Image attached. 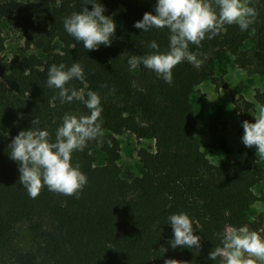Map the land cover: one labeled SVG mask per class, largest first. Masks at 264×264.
I'll return each mask as SVG.
<instances>
[{"label":"trees","instance_id":"obj_1","mask_svg":"<svg viewBox=\"0 0 264 264\" xmlns=\"http://www.w3.org/2000/svg\"><path fill=\"white\" fill-rule=\"evenodd\" d=\"M89 2L102 4L104 15L116 23L111 45L91 51L64 28L73 12L86 6L92 10ZM156 4L157 0H0V23L20 14L18 26L25 38L23 53L10 61L6 82L0 80V264H164L169 258L221 264L220 257L214 261L209 254L223 247L222 236L230 227H247L264 237L263 219L248 214L259 199L254 186L264 180L258 154L249 149L242 158L213 163L193 135L197 115L190 102L204 76L218 83L216 63L226 52L239 67L264 75V0H250L258 14L248 29L225 25L215 37L206 35L200 45L190 44L200 65L177 64L171 84L143 64L132 70L128 63L132 55L153 51L152 41L161 51L168 49L167 28L145 32L134 27L145 12L155 14ZM250 38L254 45L245 49ZM34 48L47 58L29 52ZM4 50L0 25V56ZM61 63L66 68L79 63L84 69V81L73 79L66 87L95 91L101 99L104 135L102 142L99 137L94 141L105 163L96 164L90 140L83 151L72 153L73 166L78 164L87 177L82 190L66 196L45 186L33 199L19 181V163L10 158L11 141L30 129L35 118L54 141L65 114H90L78 100L61 102L59 90L47 85L50 66ZM232 98L244 133L243 121L255 122V104L236 91ZM255 99L264 104V90L257 89ZM124 131L155 140L154 147L139 148L143 172L132 179L122 176L118 162V135ZM181 212L188 214L194 234L200 236L198 249L170 244L174 231L168 218ZM23 227L31 236L27 245L22 242Z\"/></svg>","mask_w":264,"mask_h":264},{"label":"clouds","instance_id":"obj_2","mask_svg":"<svg viewBox=\"0 0 264 264\" xmlns=\"http://www.w3.org/2000/svg\"><path fill=\"white\" fill-rule=\"evenodd\" d=\"M89 3L93 5L92 10L86 6L80 12H73L65 18L64 28L83 42L84 49L91 51L100 45H111L116 23L104 15L102 4ZM257 14L250 6V0H157L155 14L145 12L134 27L145 32L150 28H167L170 33L168 49L161 51L156 41H152L149 48L153 51L149 54L129 58L130 69L135 70L143 64L171 84L172 70L177 64L187 61L197 67L200 65L197 56L189 50L190 44L200 45L206 35L208 39L215 37L225 25L237 24L241 30H246ZM73 79L84 81L81 64L73 63L68 68L63 63L59 66L53 64L48 70L47 85L59 90L61 102L78 100L90 114H65L54 141L47 129L38 127L39 120L35 118L33 126L20 131L9 145L10 158L19 163V181L30 198L35 199L45 186L56 193L76 196L86 185L87 177L78 164L73 166L72 153L83 151L88 141L98 137L102 142L101 99L95 91L85 93L83 89L66 87ZM256 107L255 122L243 121L242 142L249 148L256 146V154L264 158V104ZM168 219L174 231V239L170 241L173 248L200 247V236L194 234V224L187 213L172 214ZM222 244V248L210 252V259L215 261L220 257L221 264H264V237L255 230L241 227L227 231L222 236ZM164 264L188 262L169 258Z\"/></svg>","mask_w":264,"mask_h":264},{"label":"rangeland","instance_id":"obj_3","mask_svg":"<svg viewBox=\"0 0 264 264\" xmlns=\"http://www.w3.org/2000/svg\"><path fill=\"white\" fill-rule=\"evenodd\" d=\"M20 2H30L33 0H19ZM20 14L14 19H4L1 21V29L5 38V50L0 56V80L6 82V74L10 72V61L15 54H22V48L25 45L24 35L18 26ZM253 34V32H252ZM253 39L245 41L244 48L253 47ZM34 52L47 58L46 54L40 53L37 49H31ZM216 75L219 77L218 83L212 81L211 76H204L201 82L194 88L190 95V102L194 112L197 115V126L193 132L194 137L200 143L201 148L209 159L216 164H221L228 160H235L245 156L249 149L242 142L244 133L240 131L241 118L234 109L232 91H236L238 96H243L255 104V91L264 90V75L257 72H250L239 67L234 62V56L226 52L223 59L216 63ZM223 82L228 87L222 86ZM86 115L85 113H78ZM1 133V130H0ZM121 141V157L119 164L122 168V176L126 179H132L134 176L141 175L143 165L138 156V150L141 147H154L155 140L152 136L138 138L135 134L124 131L118 135ZM245 151L242 152L241 148ZM92 152L96 157V164L105 163V154L99 143L92 140ZM259 156V155H258ZM260 164L264 167V158H260ZM254 191L259 199L249 208L248 214L251 219L261 217L264 224V180L254 186ZM232 227L228 229L231 231ZM22 242L27 245L31 240L29 231L21 228Z\"/></svg>","mask_w":264,"mask_h":264}]
</instances>
